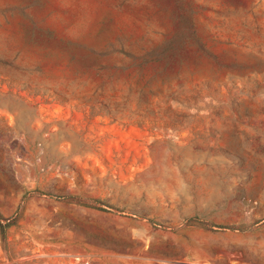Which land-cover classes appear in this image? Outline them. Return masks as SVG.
<instances>
[{
    "label": "rangeland",
    "instance_id": "obj_1",
    "mask_svg": "<svg viewBox=\"0 0 264 264\" xmlns=\"http://www.w3.org/2000/svg\"><path fill=\"white\" fill-rule=\"evenodd\" d=\"M0 223V264H264V0H0Z\"/></svg>",
    "mask_w": 264,
    "mask_h": 264
},
{
    "label": "trees",
    "instance_id": "obj_2",
    "mask_svg": "<svg viewBox=\"0 0 264 264\" xmlns=\"http://www.w3.org/2000/svg\"><path fill=\"white\" fill-rule=\"evenodd\" d=\"M50 197H55V198H59L60 196H58V195H54V194H48ZM6 225H8V223H6V224H1L0 223V228H1V231L2 232H4V227L6 226Z\"/></svg>",
    "mask_w": 264,
    "mask_h": 264
}]
</instances>
